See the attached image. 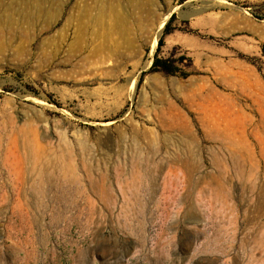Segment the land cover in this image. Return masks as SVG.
<instances>
[{"label": "rangeland", "instance_id": "1", "mask_svg": "<svg viewBox=\"0 0 264 264\" xmlns=\"http://www.w3.org/2000/svg\"><path fill=\"white\" fill-rule=\"evenodd\" d=\"M0 264H264V0H0Z\"/></svg>", "mask_w": 264, "mask_h": 264}, {"label": "trees", "instance_id": "2", "mask_svg": "<svg viewBox=\"0 0 264 264\" xmlns=\"http://www.w3.org/2000/svg\"><path fill=\"white\" fill-rule=\"evenodd\" d=\"M172 18L173 17H171L170 20L164 26L163 34L157 42L153 62L151 64L149 72L161 71V72L168 74V75L175 74V71L172 69L171 61L169 59H161L158 57V53L160 51V48L163 45V37L171 32L170 23H171Z\"/></svg>", "mask_w": 264, "mask_h": 264}, {"label": "bare ground", "instance_id": "3", "mask_svg": "<svg viewBox=\"0 0 264 264\" xmlns=\"http://www.w3.org/2000/svg\"><path fill=\"white\" fill-rule=\"evenodd\" d=\"M157 30H158L157 32L160 33L159 32L161 30V26L160 25L158 26V29Z\"/></svg>", "mask_w": 264, "mask_h": 264}]
</instances>
